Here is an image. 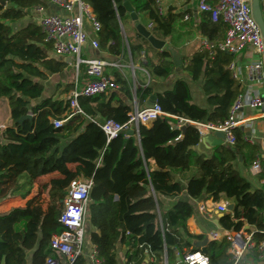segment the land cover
I'll use <instances>...</instances> for the list:
<instances>
[{
	"label": "trees",
	"instance_id": "obj_1",
	"mask_svg": "<svg viewBox=\"0 0 264 264\" xmlns=\"http://www.w3.org/2000/svg\"><path fill=\"white\" fill-rule=\"evenodd\" d=\"M46 1L0 0V98L8 99L12 121L7 128H0V162H21L12 194L27 199L25 207L0 216V264H30V259L31 264H45L48 257H59L51 247V239L66 230L60 214L67 187L77 178L92 179L94 183L86 225L90 227L89 241L104 264H120L118 246L127 247L124 264H165V257L168 264H186L187 254L202 252L196 242L206 237L188 229V221L196 213V202L210 198L219 201L223 194L235 202V208L219 218L221 227L238 233L247 222L255 228L254 241L263 240L264 185L254 188L235 166L236 162H242L249 168L260 157L258 147L247 141V131L236 128L234 146H216L212 155L207 156L197 148L201 136L195 126L186 124L184 132L178 128L181 118L215 124L229 118L242 93L239 81L229 69L235 56L201 49L177 66L170 51L154 49L137 32L134 37L125 35L132 23L124 6L126 0H83L101 23L102 50L125 58L131 55L133 62H140L152 80L170 78L177 69L195 81L202 78L208 105L194 103L190 86L182 77H176L173 88L161 93L150 85H139L134 91L114 70L120 89L80 96L82 113L56 128L52 119L63 116L67 119L70 100L63 96L80 89V77L78 82L58 83L51 95L44 96V83L50 76L63 74L72 66L53 52V44L46 42L37 23L29 22L19 28L13 25L34 8L46 6ZM127 1L137 14L149 15L155 24L154 36L163 39L172 36L179 15L172 12L161 15L155 0ZM197 30L217 44L224 40L227 25L222 20L214 22L211 13L203 12ZM153 95L170 116L160 117L150 126L141 125L137 135L127 138L122 133L107 143L100 125L110 119L126 123L134 110V98L144 106ZM29 112L35 116L18 122ZM89 144L93 154L81 157ZM76 158L77 165L70 168L69 163ZM187 173L190 200L180 199L163 211L160 198L182 194L185 187L176 176ZM2 175L0 172V185ZM50 175L57 176L39 186L38 194L29 198L37 181ZM44 190L50 200L47 208L41 200ZM231 247L227 239L212 240L204 254L209 264H234ZM251 253L257 257L255 250ZM75 264L90 263L83 255Z\"/></svg>",
	"mask_w": 264,
	"mask_h": 264
},
{
	"label": "built area",
	"instance_id": "obj_2",
	"mask_svg": "<svg viewBox=\"0 0 264 264\" xmlns=\"http://www.w3.org/2000/svg\"><path fill=\"white\" fill-rule=\"evenodd\" d=\"M54 5L73 13L75 7L77 14L63 17L61 15H44L39 18V26L45 34L46 42L53 44V52L59 57H71L79 73L82 65L86 66L88 81L82 89H75L70 93V111L67 119L63 117L52 119L56 128L63 127L65 122L76 114L82 113L78 104L80 96H95L108 94L119 88L118 83L110 76H107V68L111 65L103 59H84L81 56L83 47L90 41L85 25L88 23L96 35L91 41L95 48H99L98 36L101 31V23L97 19L92 7L83 0H50ZM161 14L164 0H155ZM264 5V0H261ZM199 8L202 12L211 13L212 20L218 22L222 20L227 25L226 36L220 43L214 44L205 39L201 49H207L214 53V50L227 52L233 55L240 54L249 49L259 58L246 65L245 69L248 78L253 82H264V37L262 29L255 18L252 0H199ZM37 11L42 12L43 8L38 7ZM155 28L150 24L149 30ZM235 79L240 78L243 68L235 62L229 65ZM248 107L253 110L264 109V99L256 93L243 92L234 102L229 118L223 123H200L181 118L178 128L186 124L196 127L200 136H206L216 131L225 134L224 143L234 146L236 143L235 129L246 123V120L238 118V112ZM32 117L34 113L29 112ZM170 116L165 113L158 102L152 108L134 107L130 113L129 120L118 123L112 119L107 120L100 128L106 136L107 143L117 138L120 134L130 137L129 131L137 134L141 125H148L160 117ZM264 116V115H263ZM253 174L264 173V165L258 157L251 166ZM92 179L77 178L70 182L66 190V197L63 201V208L60 214V222L66 228L59 235H54L51 239L52 249L59 257L50 256L45 264H75L80 256L85 255L90 264H104L94 247L89 254H85L86 239V217L87 208L90 203V195L93 188ZM230 202H218L210 200L200 205V211L206 212L208 208L216 210L217 213L229 212ZM264 233V232H263ZM210 236H212L210 238ZM211 240H219L217 232L209 235ZM232 247L230 253L234 264L240 262L246 252L256 251L257 257L264 263V239L260 242L254 241V232L248 234L246 238L240 239L236 233L224 236ZM186 264H209V258L203 252L187 254L184 258ZM166 264V263H165Z\"/></svg>",
	"mask_w": 264,
	"mask_h": 264
},
{
	"label": "crops",
	"instance_id": "obj_3",
	"mask_svg": "<svg viewBox=\"0 0 264 264\" xmlns=\"http://www.w3.org/2000/svg\"><path fill=\"white\" fill-rule=\"evenodd\" d=\"M38 7H42L43 11L42 12L37 11ZM38 7L30 11L29 15L26 18H24L22 21L16 22L13 25L19 28L29 22L39 24V18L44 15H61L63 17H66L78 13L77 7H75L73 13H70L63 8L54 5L53 3L50 2V0L46 1V6H38ZM262 8L264 9V5H262ZM162 11L163 14H161L159 11L161 15H164L168 12H172L176 15H179L180 20L179 23L176 25L172 33V36L170 38L167 39H163L159 37L157 38L166 41L167 46H171L178 54H180L181 62L182 59L189 60L196 52L201 50V45L203 41L206 39L197 30V25L200 16L203 13L199 8V0H164L162 4ZM138 16H139V21L142 24H144L148 29L150 27V24H154V22L150 20L148 14L142 13V14H138ZM263 17H264V11H263ZM85 28L90 37V41L85 47H83L81 56L84 59H95V58L103 59L108 63H110L111 65L107 68L106 71L107 76H110L115 80L113 71L114 70L118 71L130 83V85H132L134 91L139 85L140 86L150 85L156 93H161L168 89H172L175 83V78L182 77L187 80L190 86L194 103L202 107H206L208 105L207 98L202 89L203 86L202 78H200L198 81H195L186 72H184L181 69H177L174 75L171 76L170 78L152 80L149 72L143 66H141L140 62H137L136 64L133 62L131 55H129L128 58H125L123 55L120 56L112 55L108 51L102 50L100 47L98 49L95 48L92 45L91 41L96 38V35L94 34L92 27L88 23H86ZM154 29L155 28H153L150 31L153 33ZM136 32L137 31L135 29L134 22L132 21V23H130L127 26V29L125 30V35L129 37H134ZM98 40H99V36H98ZM234 56L235 59L232 62H235L239 67L243 68L240 78L236 79L239 81L242 91L259 94L264 99V82L251 81L248 78V74L245 69L246 65H248L253 61H256L259 58V56L249 49ZM61 58L65 61L67 57H61ZM142 59H144V55H142ZM68 64H70L72 67L75 68L74 59H72V63H68ZM66 74L67 71L64 72L63 74L50 76V78L44 83L45 87L48 88V93L45 92L44 96L51 95L52 92L56 90L57 84L60 82L62 84L73 82V81H67ZM77 74L78 75L76 82H78V78L80 77L78 86L80 89H82L85 86L86 82L88 81V76L86 74V66L82 65L80 67L79 73ZM59 75H62L63 77L60 79L58 78ZM119 89L120 86L117 90ZM74 90H72L71 92H73ZM70 93L64 95L63 98H68ZM3 100H7L8 102V99L0 98V107L2 106ZM132 103L134 107L138 106L139 108H144L145 106V105L140 106L137 103L136 98H134ZM8 106H9V102H8ZM10 114H11V110L9 106V116ZM263 115H264V109L253 110L248 107H245L238 112V118L246 120V123L242 124L240 127L244 128L247 131V137H246L247 141L252 145H256L258 147L259 149L258 155L260 156L261 160L262 159L264 160V116ZM2 121H3V116L0 113V128L5 129L12 124V121H10L9 123H7V125L3 126L4 124H2ZM152 123L145 126H150ZM212 134H208L206 136L201 137V142L197 147L200 152L205 153L207 156L212 155L213 150L216 146H222L219 145L220 139L217 137H211ZM223 145H227V144L224 143ZM241 160L242 157L240 158V161ZM235 166L239 170L241 175L246 177L252 183L254 188H261L264 185V178L263 179L261 178V174L256 175L252 173L251 171L252 165L249 168H246L242 164V162H236ZM189 176H190L189 173L176 176V178L183 183L185 189L182 192V194H180L179 196L161 197L160 201L162 203L163 211H167L169 208L173 206L175 202H177L180 199L190 200L186 190V186L188 183L187 179L189 178ZM210 200L213 199L210 198L206 201L196 202V213L188 221V229L190 233L195 235H208V237L210 234L214 232L218 233L220 231H224L230 234L236 233L234 231H228L223 229L222 227L221 228L218 227L216 220L218 219L219 213H217L216 210L208 208L206 212L200 211V205ZM223 201H229L230 204L233 203L235 205V202L233 200L228 199L224 194L221 196V199L218 202H223ZM205 231L207 232V234H205ZM254 231L255 228L251 227L247 222H245V226L242 229V231L236 233V235L238 237H241L240 239H243L246 238L248 234ZM224 239L225 238L223 237L219 240L221 241ZM93 248L94 246L91 245L88 236L85 243V254L86 255L89 254ZM126 251H127V247L118 246L120 264L125 263L124 256ZM29 263L31 264V259L29 260ZM237 264H264V263L260 261L258 257H255L251 252H246L244 257Z\"/></svg>",
	"mask_w": 264,
	"mask_h": 264
},
{
	"label": "rangeland",
	"instance_id": "obj_4",
	"mask_svg": "<svg viewBox=\"0 0 264 264\" xmlns=\"http://www.w3.org/2000/svg\"><path fill=\"white\" fill-rule=\"evenodd\" d=\"M264 11V9L262 8ZM77 70L76 68L72 67L70 70L67 71L66 77L67 81H73L76 82L77 79ZM62 75H59L58 78H62ZM64 85V83H63ZM63 87L60 88L59 91H62ZM46 93H48V88H46ZM0 113L3 116L2 124L3 126L7 125L11 121V117L9 116V106L7 100H3L2 106L0 107ZM92 151V144L87 145L83 151L81 152L80 156H90L93 154ZM77 161H79L78 158L72 159V161L69 163L70 168H75L77 165ZM22 164L21 162L12 161V162H0V172H3L4 175H2V184L0 185V216H6L9 215L13 209L15 208H23L26 205V200H22L20 196H17V194H12V190L15 187V180L18 176V173L20 171ZM57 175H51L46 176L37 181V185L32 193V195L29 197H33L39 192V186H42L48 182L53 177H56ZM41 200L43 202L44 208H47L49 205V198L47 196L46 191L44 190L41 193ZM89 226H86V240L88 238L89 234Z\"/></svg>",
	"mask_w": 264,
	"mask_h": 264
},
{
	"label": "water",
	"instance_id": "obj_5",
	"mask_svg": "<svg viewBox=\"0 0 264 264\" xmlns=\"http://www.w3.org/2000/svg\"><path fill=\"white\" fill-rule=\"evenodd\" d=\"M252 2H253V10H254L255 18L257 19V21H258V23L262 29V33H263V37H264V17H263V10H262V2H261V0H252ZM124 6H125L126 10L129 12V14L131 15V19L134 22L135 29H136L137 33L140 34L145 39H147V41L150 43V45L154 49L160 50V51H163V50L170 51L171 54L174 56V60H175L176 65L179 66L181 64L180 54H178L171 46H167L166 41L161 40V39L157 38L156 36H154L153 33L144 24H142L139 21V16L129 1L126 0L124 2ZM121 26H122V24H121ZM122 28H123V26H122ZM65 61L68 63H72V58L67 57L65 59ZM156 103H157V97L155 95H153L151 97V99L148 101V103L144 106V109L152 108ZM32 118L33 117L30 114H27V115L23 116L18 122H23L24 120H30ZM186 127H187V125L182 126L181 130L184 132L186 130ZM129 135L133 136L134 131H129ZM211 137L219 138L220 139L219 145L224 144L225 134L223 132L216 131L211 135ZM234 208H235V205L233 203L230 204L228 207L230 212H232L234 210ZM223 215H224L223 213H219L218 219L216 220V223H217L219 228H221V226H220L218 220ZM205 234H207L206 231H205ZM210 241H212V240L208 237V235H206L205 239L202 241H197L196 245L199 247H202V252L204 253L206 251V246ZM165 263L168 264L167 257H165Z\"/></svg>",
	"mask_w": 264,
	"mask_h": 264
},
{
	"label": "bare ground",
	"instance_id": "obj_6",
	"mask_svg": "<svg viewBox=\"0 0 264 264\" xmlns=\"http://www.w3.org/2000/svg\"><path fill=\"white\" fill-rule=\"evenodd\" d=\"M229 233H226V232H224V231H220V232H218L217 233V237L219 238V239H221V238H223L225 235H228ZM212 236H210V238H211Z\"/></svg>",
	"mask_w": 264,
	"mask_h": 264
}]
</instances>
